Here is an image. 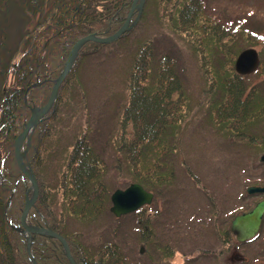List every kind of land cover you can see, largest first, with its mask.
Instances as JSON below:
<instances>
[{
    "label": "trees",
    "instance_id": "trees-1",
    "mask_svg": "<svg viewBox=\"0 0 264 264\" xmlns=\"http://www.w3.org/2000/svg\"><path fill=\"white\" fill-rule=\"evenodd\" d=\"M201 1L170 0L164 12L168 11L165 17L181 37L192 42L200 38L210 45L207 64L199 68L201 79H206L205 92L209 106L207 124L211 127V121L217 135L225 136L227 140L258 142L255 136L264 139V82L250 83L248 78L254 73L264 72L259 66L252 74H239L235 60L244 49L239 43L245 41L246 37L252 41L250 44H257L255 40L261 41L264 37L244 28L243 23L230 24L228 27L223 25L218 36L220 32L216 29V23L219 21L212 22L209 15L203 19L205 11L201 8ZM132 3L133 0H0V264H34L25 250L28 236L16 229L21 227L26 193L31 185L13 155L14 141L24 127L25 117L21 109H28L30 104H44L55 79L64 68L72 46L88 34L108 36L116 32L125 22ZM146 3L145 10L148 12V0ZM163 8L160 7L157 12L160 23L163 22L160 16ZM24 18H30L27 24L33 26L22 30L20 34L17 31L10 43L12 29L23 23ZM217 27L221 25L217 24ZM133 29L111 44L90 40L82 46L59 88L53 110L41 120L32 141H42L51 147L50 138L55 135L52 126L41 130L38 139H35V135L41 123L44 125L50 120L55 122L60 119V107H64L68 101L73 102L69 108L75 111L71 114L75 120L81 123L83 116L86 117L87 122L76 128L78 133L92 130L89 116L83 114L87 105V90L76 78L78 73L75 70L78 72L84 61H92L105 47L120 44L125 46L123 55H126L129 65L126 76L128 93L102 147L117 150L114 168L119 171L136 173L141 178L144 177L141 171H146L145 180L149 186L157 181L176 180L178 168L184 172L186 169L192 176L185 161H178L181 148L177 143L170 145L167 136L171 130L169 126L180 127L182 134L193 111L201 109L193 110L188 103L191 95L185 93L175 59L169 53L156 52L152 40L141 42L140 45L132 41L130 34ZM15 57H19L16 64L13 61ZM10 73L13 78L8 86ZM37 82L39 84L35 85ZM67 92H71V97L65 99ZM59 123L68 125V122ZM87 139L86 135H76L69 158L62 168L50 171L48 166L49 174L37 175L40 194L29 213V222L48 226L59 213H74L77 208L81 210L83 221L85 217L94 215L93 212H87V208L95 204L94 208L99 210L105 205L104 201L109 197L106 186L96 179L101 172L99 170H102V158ZM45 145L40 148L37 159L32 156L31 164L39 161L42 151L46 152ZM39 167L42 165L39 164ZM48 185L50 189L47 190ZM59 194L62 200H59ZM10 196L12 198L8 202ZM143 210L140 208L136 212ZM52 227L59 230L58 226ZM51 242L53 244L49 249ZM19 243L21 251L17 250ZM71 245L75 258L86 264L140 262L137 259L130 261L118 243L93 249L82 242H71ZM61 247L57 239L50 235H33L32 253L38 264H71Z\"/></svg>",
    "mask_w": 264,
    "mask_h": 264
},
{
    "label": "rangeland",
    "instance_id": "rangeland-1",
    "mask_svg": "<svg viewBox=\"0 0 264 264\" xmlns=\"http://www.w3.org/2000/svg\"><path fill=\"white\" fill-rule=\"evenodd\" d=\"M169 1L148 0V12L145 10L146 3L139 23L133 27L130 39L139 45L141 42L152 40L156 52L159 54L169 53L176 61L177 71L184 83L185 93L191 95L188 103L193 107V110L201 109V111H193L182 134L180 127L169 126L171 130L167 136L170 145L177 143L181 148L178 161H185V165L190 169L193 177L189 176L186 169L184 172L183 169L178 168L176 180L157 181L149 186L145 180L146 171H141L144 175L141 178L136 173L119 171L114 168L117 164V150L109 148L106 150L102 145L109 128L115 123L117 111L126 99L128 93L126 76L129 65L125 58L126 55H123L125 46L118 44L110 48L105 47L97 57L92 59L93 63L89 60L84 61L79 71L75 70V73H78L76 78L80 79L82 86L87 90V105L83 114L89 116L91 120L89 125L92 130H89V133L88 131L78 133L76 128L87 122L86 117L83 116L81 123L79 120H75L71 115L75 111L69 108L73 102L68 101L64 103V107L63 105L60 107L58 116L60 119L55 122L50 120L44 125L41 123L39 131L35 135V139H38L41 130L52 126L51 130L55 135L50 138L51 147L42 141L33 143L34 131L30 135V145L29 140L28 145L24 140L21 150H26L24 161L30 164L35 173L40 194L37 175L43 176L44 173L49 174L50 171L62 168L63 163L69 158L76 135L78 137L86 135L88 144H93L97 154L102 158V170H99L101 172L96 179L105 184L109 197L107 201H104L105 205L101 209L94 208L95 204L87 208V212H93L94 215L85 217L83 221L81 220V210L77 208L74 213H59L56 219L52 218L48 226L40 227L49 228L61 234L68 242L72 255L71 242H82L86 246H90L91 249L105 244L118 243L125 256H129L130 261L140 260L139 264H264V221L258 235L244 243L238 242L231 230L232 221L236 216L250 211L257 202L264 199V194L249 195L246 191L250 185L264 186V139L255 136L254 138H258V142L257 140L250 142L227 140L225 136L217 135L211 121L209 122L211 127L207 124L206 116L209 106L205 92L206 79H201L199 68L207 64V56L211 51L208 50L210 45L207 42L204 43L200 38H195L193 42L192 40L190 42L173 29L172 24H169L168 18L165 17L168 11L164 12ZM201 3V8L205 11L203 19H207V15H209L212 22L219 21L216 23V29L220 32L218 36L221 35L223 25L228 27L230 24L234 26L243 23L244 28L262 34L264 37V0H202ZM160 7H164L160 13L161 18L163 17L161 23L157 20L159 19L157 12ZM137 15L138 11L134 16ZM24 19L23 23L12 29L9 35L10 43L17 31L20 34L22 30H27L32 25L28 23L29 26H27L30 18ZM217 24H220L221 27H217ZM244 33L246 34V31ZM255 41L257 44H250L252 41L246 37V40L239 44L244 47V50L256 48L259 51L260 66L264 72V65H262L264 39ZM124 42L126 43V41ZM126 53L128 54V52ZM13 61L15 64L18 63L19 57H15ZM12 78L13 75L10 73L8 86L12 82ZM74 79H71L70 82ZM248 82H264V73L252 74L249 76ZM70 94L71 92H67L64 96L65 99L71 97ZM47 102L48 99L44 104H30L28 109L23 110L22 108L23 117H25L24 123H27L31 118L33 108L43 107ZM59 121L68 122V125H61ZM118 123L121 127L120 121ZM69 126H71L69 129H63ZM23 131L24 127L21 128L16 140ZM118 135H120V131ZM44 145L47 146L45 147L46 152L42 151L39 161L34 165L31 164L32 156L37 159L40 148ZM37 148L39 150L36 152ZM13 155L17 162L16 143H14ZM150 159L153 160V156ZM39 164L42 167H39ZM131 183H142L143 187L147 186L145 189H153L152 191L155 193L153 203L145 206L142 212H133L117 217L111 211L112 195L117 189H126ZM30 187L26 201L27 198L33 196V190ZM46 188L50 189V185ZM11 198L12 196L9 197L8 202ZM60 199L62 200L59 194ZM77 212L79 213L75 214ZM52 226H58L59 230ZM16 229L26 237L30 235L24 232L22 226L16 227ZM33 235L43 236L45 234L33 233L30 239L27 237L25 250L32 260L36 261L32 253ZM52 238L57 239L62 246L63 254L67 256L61 241L57 237L52 236ZM29 242L31 243L30 252ZM52 244V242L49 244V249ZM18 245L17 250L21 251L20 243ZM73 257L78 264H85V262L78 261L74 255Z\"/></svg>",
    "mask_w": 264,
    "mask_h": 264
},
{
    "label": "water",
    "instance_id": "water-1",
    "mask_svg": "<svg viewBox=\"0 0 264 264\" xmlns=\"http://www.w3.org/2000/svg\"><path fill=\"white\" fill-rule=\"evenodd\" d=\"M145 2L146 0H134L124 24L112 35L99 36L97 34L92 33L82 37L74 44V46L72 47L69 53L64 69L62 70L61 74L58 76V78L55 81L53 91L49 97L47 104L44 105L43 107L33 108L32 111L33 114L31 118L25 124L23 133L20 134V136L15 142L17 163L20 169L22 170V172L28 177L29 181L31 182L32 185L30 189L33 190V196L27 198L24 210L21 215V223L24 232L30 234L28 235L29 239L31 238V234L33 233L47 234L50 236L57 237L63 244L66 255L71 261V264H78V263L76 262L70 251L68 242L63 238L61 234H58L57 232L49 228L36 226L28 222L27 219L28 214L32 206L38 199L39 191H38V181L35 176V173L32 171L30 164H27L24 161L26 150L22 151L21 146L27 134L37 126V123L40 120V118H42L45 114H47L50 111L51 107L53 106L57 98L58 89L61 83L63 82V80L65 79L66 75L72 68L80 48L90 40L100 43H110L117 40L119 37H121L123 33L129 31L138 23ZM135 9L136 10L138 9V15L132 21V17L135 12ZM259 64H260L259 51L256 48H248L243 50L238 55L237 60L235 62V68L236 71L240 74H249L255 71L258 68ZM30 141H31V137L29 138V145H30ZM247 191L249 194L264 193V186H258V185L250 186L248 187ZM153 196H154L153 193L145 189L141 184L131 183L126 189H117L113 193L112 195L113 206L111 208V211L116 216L120 217L124 214H128L130 212L137 210L142 205L150 204L153 200ZM263 217H264V199L259 201L252 210L236 216L235 219L232 221L231 229L236 234L237 239L239 241H246L254 237L258 233L261 227ZM28 245L30 252L31 243L29 242ZM33 262L34 264H36L35 260Z\"/></svg>",
    "mask_w": 264,
    "mask_h": 264
},
{
    "label": "flooded vegetation",
    "instance_id": "flooded-vegetation-1",
    "mask_svg": "<svg viewBox=\"0 0 264 264\" xmlns=\"http://www.w3.org/2000/svg\"><path fill=\"white\" fill-rule=\"evenodd\" d=\"M264 221V220H263ZM237 239V238H236Z\"/></svg>",
    "mask_w": 264,
    "mask_h": 264
}]
</instances>
